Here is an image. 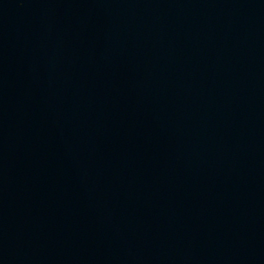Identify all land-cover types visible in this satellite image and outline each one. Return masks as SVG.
<instances>
[{"label": "water", "instance_id": "obj_1", "mask_svg": "<svg viewBox=\"0 0 264 264\" xmlns=\"http://www.w3.org/2000/svg\"><path fill=\"white\" fill-rule=\"evenodd\" d=\"M0 264H264V0H0Z\"/></svg>", "mask_w": 264, "mask_h": 264}]
</instances>
